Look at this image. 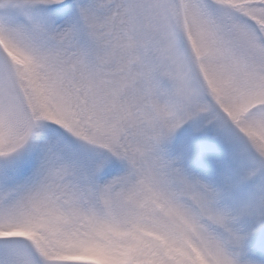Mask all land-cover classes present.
Returning a JSON list of instances; mask_svg holds the SVG:
<instances>
[{"label":"snow or ice","instance_id":"obj_1","mask_svg":"<svg viewBox=\"0 0 264 264\" xmlns=\"http://www.w3.org/2000/svg\"><path fill=\"white\" fill-rule=\"evenodd\" d=\"M0 264H264V0H0Z\"/></svg>","mask_w":264,"mask_h":264}]
</instances>
